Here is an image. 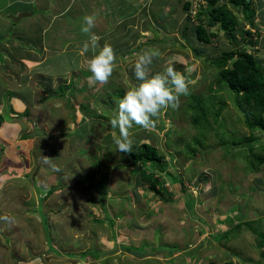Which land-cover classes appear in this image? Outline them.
<instances>
[{
  "label": "rangeland",
  "instance_id": "obj_1",
  "mask_svg": "<svg viewBox=\"0 0 264 264\" xmlns=\"http://www.w3.org/2000/svg\"><path fill=\"white\" fill-rule=\"evenodd\" d=\"M154 3L159 6L160 0ZM158 11L162 20L167 8ZM35 20L34 32L43 25V19ZM80 26L67 25L62 33H19L22 41L7 53L0 38V216L14 220L0 221V264H207L233 257V250L246 254L254 233L264 231V162L248 167L249 155L264 154V147L251 152L246 144L238 151L229 144L259 131L247 128L244 107L237 106L232 91L208 88L216 67L206 57L232 47L223 30L210 28L217 36L206 44L195 38L184 42L191 35L182 24L163 34L140 30L137 35L151 39L139 42L141 47L134 48L135 42L113 48L116 68L109 82L89 87L90 73L79 55L88 37ZM243 47L263 69L264 45ZM147 49L161 53L150 74L172 61L193 81L178 108L161 110L154 129L130 130L133 150L145 141L163 155L164 169H154L158 190L141 181L127 154L114 151L118 129L110 125L120 99L116 93L123 96L139 83L133 65ZM194 95L204 108L187 109ZM202 108L206 115L198 111ZM195 111L202 126L208 123L202 143L194 140L201 132L191 120ZM94 250L101 254L77 255Z\"/></svg>",
  "mask_w": 264,
  "mask_h": 264
},
{
  "label": "crops",
  "instance_id": "obj_2",
  "mask_svg": "<svg viewBox=\"0 0 264 264\" xmlns=\"http://www.w3.org/2000/svg\"><path fill=\"white\" fill-rule=\"evenodd\" d=\"M83 1L0 0V38L4 40L1 43V47L5 51H9V48H17L15 44L22 41L19 33L29 34V30L33 29L32 25L33 23L36 24L35 19L37 18L43 19L41 20V24L43 25H39L36 32L32 30L34 34L40 32L43 34L47 31L62 33L67 32V25L69 27L72 24L81 25L84 15L93 13L96 14L97 19L96 26L92 32L100 37L99 43L101 47L105 43H108L112 48L126 49L129 46L133 47V43L135 42H138V46H134V48L141 47L139 42H148L151 38L143 37L140 35L142 33L137 35V32L140 30L144 33L143 35L163 34L172 32L169 28L179 26L180 24H182V28L187 27L191 35L184 42L191 39L194 41L193 27L196 24L194 14L200 7L205 5L204 0H177V2L176 0H160L159 6L154 3L155 0H138L137 2L134 1V3L131 0H88L87 5ZM185 1L190 2L189 9H184L183 4ZM222 1L225 0H219V2ZM173 2H176L175 7ZM252 2L254 8L253 25L258 30L257 32H260V35L258 34L259 42L264 45V13H261L264 2L263 0H252ZM227 6L231 7L228 3ZM158 8H161V11L167 8V12L162 20ZM19 12L23 15L20 17L19 14L16 17V23H12L11 15L14 17L13 14L16 15ZM232 12L236 13L237 21L240 23L238 26L242 30L246 29L249 25L248 21H242L241 16L237 14L236 8ZM159 14L160 17L156 19ZM240 14L242 15L241 12ZM180 32L183 33V31ZM4 37L6 38L4 39ZM28 37L23 35L24 40L28 39ZM40 41L42 42L41 39ZM162 42L165 41L160 40L159 43ZM179 42H182V40H179ZM26 51L21 54L27 55Z\"/></svg>",
  "mask_w": 264,
  "mask_h": 264
},
{
  "label": "trees",
  "instance_id": "obj_3",
  "mask_svg": "<svg viewBox=\"0 0 264 264\" xmlns=\"http://www.w3.org/2000/svg\"><path fill=\"white\" fill-rule=\"evenodd\" d=\"M204 2L205 7H200L194 14L196 24L193 27V32L196 40L205 44L212 42V40L216 39L217 34L215 31L210 30V28L215 26L222 29L225 38L229 39L232 43V47L230 49L223 50L219 55L206 57L209 63L216 67L215 79L212 80L213 84H208V88L212 93H215L221 87L228 88L233 92V97L237 106L241 107L243 105L244 107V109H242V107L241 109L245 115V125L247 128L250 129V131H259L260 126L264 129V116H262L264 113V68L261 69L258 66L252 52L247 51V49L243 47V45H245L247 48H256L258 34H260L253 25V2L252 0H225L222 2H219V0H204ZM226 3H229L236 8L238 12L242 13V19L247 20L248 23L251 24L250 29L242 30L240 35H236L235 29L238 24L236 13L234 14L232 10L226 6ZM183 5L184 9H189L190 2L185 1ZM15 18L16 17H11L13 23L16 21ZM252 28H254L253 34H251ZM185 29H187V27H185ZM186 42L188 43L189 41L186 40ZM194 51L197 53L195 49ZM116 97L122 98V93L117 92ZM199 99L200 98L197 95H194V105L188 104L187 109L193 110V108H199L200 106L203 107V103ZM203 108L198 111H200L201 115H206V110ZM221 108V106L218 107L216 112L213 114H219ZM196 111L195 116L192 117L191 120L194 126L197 127V130L201 132L194 137V140L195 142L202 143V139H204L203 129L204 126H208V123L202 126L201 122H199ZM250 114H252L251 117ZM198 136L199 138H197ZM253 136H256V134L242 136L237 140L231 139L229 144L237 147V145L241 144L245 140L252 139ZM220 143H222L223 146L228 145L226 144V140L220 141ZM259 146L264 147V144ZM252 148H250L251 152ZM238 151L244 150L239 148ZM127 155L131 158L132 162L137 164L141 181L146 182L149 188L158 190L157 185L161 184L158 177L155 176L154 169H164V163L162 162L163 155L157 151V148L144 141L139 144L137 150H132V152ZM249 158L252 159L251 155H249ZM255 158L256 159L254 160L256 163L264 162V155L260 157V154H256ZM146 164H150L152 167H147ZM173 179L175 180L174 177ZM106 219H108V217H106ZM241 222L242 221H239V223L236 224L237 228ZM244 224H247L248 227L250 226L253 229L248 221H245ZM109 225L111 226V223ZM233 230L234 229L232 228L231 231ZM122 247L127 248L125 245H122ZM141 249H143V247ZM89 253V251L88 253L87 251H83L77 255L98 257L101 254H97L95 250L94 255H89ZM207 264L220 263L210 261Z\"/></svg>",
  "mask_w": 264,
  "mask_h": 264
},
{
  "label": "clouds",
  "instance_id": "obj_4",
  "mask_svg": "<svg viewBox=\"0 0 264 264\" xmlns=\"http://www.w3.org/2000/svg\"><path fill=\"white\" fill-rule=\"evenodd\" d=\"M96 19L95 13L85 14L80 26L81 33L88 37L82 43L79 55L85 57L83 66L90 73L87 77L89 87L107 84L116 68V55L112 46L105 43L101 47L100 37L92 32L96 26ZM89 52L92 55L86 56ZM160 56L158 49L142 50L137 54L133 69L139 83L125 91L110 119L111 127L118 129V134L112 135L114 151L131 153L133 133L130 130L133 125L144 130L154 129L162 109L175 110L179 106L180 97L190 94V85L193 81L184 73L177 71L172 61L163 72L150 74L153 60ZM186 71L190 74L192 69L188 68ZM0 221L8 225L14 223V220L6 215L0 216Z\"/></svg>",
  "mask_w": 264,
  "mask_h": 264
},
{
  "label": "flooded vegetation",
  "instance_id": "obj_5",
  "mask_svg": "<svg viewBox=\"0 0 264 264\" xmlns=\"http://www.w3.org/2000/svg\"><path fill=\"white\" fill-rule=\"evenodd\" d=\"M262 116H264V113ZM259 129H260L259 135L253 136L252 139H254V137L255 138L256 137L257 138L263 137V130L264 129L261 126L259 127ZM252 139H250V140H252ZM250 140H245V141H250ZM255 147L254 148L251 147L252 148L251 150L255 149ZM236 148L237 149H239V148L243 149V146H240V144H239ZM256 154H259V153H256ZM262 155H264V154H260V157ZM256 158H258V157H256ZM256 158L254 157L253 159L249 160L250 162H248V167H250L251 169H252L254 163L257 164L256 161L254 160ZM261 217H263V216H261ZM261 219H263V218H261ZM253 220H256V219H253ZM239 221H242V220H239ZM244 221H246V220H244ZM254 234H255V236L251 242L252 248L249 249L246 254H240L239 250H233V253H232L233 257H231L229 259L225 258L223 261L220 262V264H264V231H261V232L258 231V232H255ZM233 258H234V260H233Z\"/></svg>",
  "mask_w": 264,
  "mask_h": 264
},
{
  "label": "water",
  "instance_id": "obj_6",
  "mask_svg": "<svg viewBox=\"0 0 264 264\" xmlns=\"http://www.w3.org/2000/svg\"><path fill=\"white\" fill-rule=\"evenodd\" d=\"M20 15H23V14H20ZM246 144L249 146V148L264 144V131H263V137L254 138L253 140H250V141H244V142H242L240 144V146H243V145H246Z\"/></svg>",
  "mask_w": 264,
  "mask_h": 264
},
{
  "label": "bare ground",
  "instance_id": "obj_7",
  "mask_svg": "<svg viewBox=\"0 0 264 264\" xmlns=\"http://www.w3.org/2000/svg\"><path fill=\"white\" fill-rule=\"evenodd\" d=\"M227 4V3H226ZM229 4V3H228ZM227 6V5H226ZM228 7V6H227ZM229 8V7H228ZM231 10V9H230ZM238 25V24H237ZM250 26V27H249ZM249 26L246 28V29H250L251 28V24H249ZM238 27H236V29H237ZM235 29V30H236ZM245 29V30H246ZM253 31H254V28H252V32H251V34H253ZM235 32H237V30L235 31ZM260 33V32H259ZM236 35L238 36V35H240V33L238 34V33H236ZM260 35V34H259ZM257 43H259V37H258V40H257ZM253 140V139H252Z\"/></svg>",
  "mask_w": 264,
  "mask_h": 264
}]
</instances>
